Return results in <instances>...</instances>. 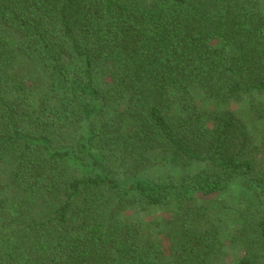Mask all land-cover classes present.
<instances>
[{
	"label": "trees",
	"instance_id": "obj_1",
	"mask_svg": "<svg viewBox=\"0 0 264 264\" xmlns=\"http://www.w3.org/2000/svg\"><path fill=\"white\" fill-rule=\"evenodd\" d=\"M260 1L0 0V264H218L188 194L241 180L234 264H264Z\"/></svg>",
	"mask_w": 264,
	"mask_h": 264
},
{
	"label": "rangeland",
	"instance_id": "obj_2",
	"mask_svg": "<svg viewBox=\"0 0 264 264\" xmlns=\"http://www.w3.org/2000/svg\"><path fill=\"white\" fill-rule=\"evenodd\" d=\"M261 9L264 12V0L260 1ZM255 99H258L254 97ZM235 108L239 106L234 105ZM259 135V131L257 130ZM162 167V166H161ZM247 196V187L241 181H233L230 186L222 192L211 194H188L193 200L190 201L197 209L202 211L203 218L212 222L222 235L224 246L221 250L218 264H234L237 257L241 255L239 250L230 242L231 236L237 224L235 206L238 197ZM147 208V207H146ZM138 208L133 212H127L130 220L138 222L142 230L140 240L146 242H163L166 245L173 243L174 225L180 223L177 215L179 214L176 204L171 202L168 205L157 207L151 210Z\"/></svg>",
	"mask_w": 264,
	"mask_h": 264
}]
</instances>
